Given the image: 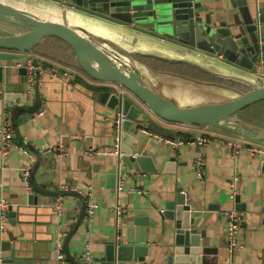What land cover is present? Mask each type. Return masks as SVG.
Masks as SVG:
<instances>
[{
	"label": "crops",
	"instance_id": "1",
	"mask_svg": "<svg viewBox=\"0 0 264 264\" xmlns=\"http://www.w3.org/2000/svg\"><path fill=\"white\" fill-rule=\"evenodd\" d=\"M2 1L42 19L66 20L81 25L92 35L108 40L128 54V59H131L146 84L181 106L223 101L244 92L235 87L232 89L231 85L222 83L224 81L241 84L249 89L253 85L264 84V58L260 64L249 69L179 41H159V37L131 24L72 2L62 8L53 0ZM201 1L204 12H210L213 18L225 16L227 1ZM258 3L264 6V0H258ZM2 21L0 19V33L18 31L16 25ZM59 44L54 38L48 37L29 51L0 49V64L4 65L3 81H0V129L5 110H9L13 124L11 113L15 104L6 100V92L27 91L26 73L14 65L17 60L32 55L45 63L62 65L71 73L69 80L44 77L35 92L27 95L29 105L40 98L43 115L36 114L39 110L22 112L17 128L13 124L16 138L30 148L32 156L25 154L19 147L13 148L5 157L0 150V196L6 197L14 208L23 205L29 209V213L23 215V226H14L7 218L6 229L0 240L24 242L26 247L34 245L37 255L35 264H54L53 240L57 231L64 229L69 236V250L77 261L80 262V254L90 244L93 263L107 264L99 259L100 251L103 250L104 241L118 230L120 220L117 208H122L129 217H149L150 249L145 262L132 260L119 264H170L167 256L171 250L173 222L162 220L158 211L164 210L165 202L174 199L177 189L181 188L193 210L202 212L196 223L198 231L206 232L201 244L206 250L207 264H264L262 158L251 154L246 147L235 158L225 142L213 141L203 149L191 142L201 132L262 147L264 139H246L236 135L234 129L221 126L197 127L167 121L126 91L125 96L147 113V119L138 128L137 137L141 140L139 143L143 150L158 159L159 170L138 172L130 169L121 160L122 154L104 153L113 148L118 111L110 109L101 101V92L120 87L91 78L75 64L67 62L66 55L57 57L59 55L55 49L59 48ZM47 51L53 55H48ZM68 55L73 57L74 52H68ZM162 56L175 61L164 60L160 58ZM185 65L193 66L203 79L193 76L192 70L188 74ZM178 67L183 71L174 70ZM149 123L168 132V135L163 136L184 138L186 142L173 146L160 141L152 135L156 132L145 127ZM255 126L264 129L263 124ZM142 128H146L147 132L142 131ZM119 132L122 147V131ZM61 145L62 151L56 148ZM49 148L53 149L48 151ZM91 150L99 152L91 154ZM200 156L205 162L201 170L202 178L197 168ZM172 157L175 158L173 164L168 165ZM37 162L39 167L35 178L47 188L58 190L61 184H68L70 188L66 192L76 191L83 194L85 199V195L91 192L98 204L93 220L87 223L85 215L80 221L82 207H77L79 198L74 194L64 193L62 214H55L51 208L50 204L56 197L38 194V204H29L28 195L35 190L27 188L21 177V169L29 164L33 168ZM235 178L236 194L240 195L245 210H238L243 214V228L238 235L239 246L231 251L225 236L226 218L222 212L236 209V202L231 196ZM120 179L124 182V191L118 190ZM59 263L74 264L67 257Z\"/></svg>",
	"mask_w": 264,
	"mask_h": 264
},
{
	"label": "water",
	"instance_id": "2",
	"mask_svg": "<svg viewBox=\"0 0 264 264\" xmlns=\"http://www.w3.org/2000/svg\"><path fill=\"white\" fill-rule=\"evenodd\" d=\"M69 1L131 24L150 35L159 37V41H179L190 47L217 54L231 63L249 69L260 64L264 58V6L259 5L258 0H224L228 3L226 14L215 18L210 12H204L201 0ZM0 19L18 28L16 32L0 33L1 50L25 52L45 38L58 37L72 47L81 68L88 76L126 89L144 103L151 112L167 121L197 127L221 126L234 129L236 135L246 139H264V129L257 128L238 116L246 107L264 100V84L253 85L248 91L231 99L181 106L146 84L131 59H128V54L108 40L92 35L81 25L72 24L66 20L42 19L2 0H0ZM160 58L175 61L163 56ZM20 69L26 73L25 68ZM3 72L4 65L0 64V81H3ZM5 96L8 102L15 104L12 122L16 128L22 112H37L41 108L40 98L29 105L28 96L24 92L7 91ZM101 101L110 109L126 114L120 126L124 141L121 147L123 163L138 172H157L158 159L143 150L142 144L139 143L141 140L137 137L138 128L141 122L147 119V113L116 90L102 91ZM145 127L157 134L168 135V132L153 124H146ZM174 159V157L170 158L168 165H172ZM262 164L264 166V157ZM38 167L39 162L31 170L30 182L35 192L28 195L29 204L34 206L39 202L38 194L50 197H57L60 194L58 190L49 189L44 183L36 180L35 173ZM64 193L74 194L79 198L76 204L77 207H82L81 221L86 215L83 194L76 191ZM235 202L237 210H245L239 194L235 196ZM165 203V209L158 212L162 220L168 219L173 222L171 250L167 256L169 263L207 264L206 250L201 244V239L206 237V232L198 231L196 223L197 218L202 216V212L193 210L192 204L187 202V196L181 188L177 189L174 199H169ZM27 213H29L28 207L20 205L14 208L11 204L8 221L14 226L16 224L23 226L25 221L23 215ZM54 213L56 214L57 211L54 210ZM262 213L261 223L264 225V208ZM119 220L118 230L104 241L99 259L107 264H119L132 260L145 262L150 249L148 245V228L151 225L149 217H129L123 214ZM68 240L69 236L65 240L66 257L74 264H81L72 256ZM26 246L24 242L16 243L11 239H1L0 264H35L36 247Z\"/></svg>",
	"mask_w": 264,
	"mask_h": 264
},
{
	"label": "built area",
	"instance_id": "3",
	"mask_svg": "<svg viewBox=\"0 0 264 264\" xmlns=\"http://www.w3.org/2000/svg\"><path fill=\"white\" fill-rule=\"evenodd\" d=\"M59 3L61 6H67L70 2L69 0H53ZM15 66L19 68H25L26 70V82H27V95H32L33 92H35L36 87L41 83V80L44 77H58L61 79H68L70 78V71L63 67L62 65L55 64V63H45L41 61L36 56H28L25 59L17 60L14 64ZM116 91L120 94L125 96V93L128 91L123 88H117ZM127 91V92H126ZM44 110H39L36 114L37 115H43ZM126 114L118 111L117 118H116V130L114 133V141H113V148L108 149L104 151L105 154L112 155L117 154L121 155V140H120V126L121 123L125 120ZM142 131L147 132L146 128H142ZM156 138H158L160 141L164 143H169L173 146H179L186 142V139L184 138H176L172 139L167 136L159 135V134H152ZM213 141L218 142H225L229 149L231 154L236 158L239 156L240 152L243 148H247L249 152L253 155H257L261 158L264 157V147L258 146V145H245L242 141L237 139H231L227 137H217V136H211L206 135V133H198L191 142L195 143L200 149H203L205 146L210 144ZM0 150L2 153V156L5 157L8 155L13 148L19 147L25 154L28 156H32L30 148L23 144L22 141H19L16 138L15 135V128L13 127L11 123V119L9 116V110H5L3 115V126L0 129ZM54 148V147H53ZM53 148H49L48 151L52 150ZM60 151L63 150V146L56 147ZM99 150H91V154L98 153ZM204 159L202 156H200L197 159V168H198V175L202 178V172L204 165ZM31 170L32 166L26 165L21 169V177L23 181L26 183L27 188L30 190L32 189V185L30 182L31 178ZM237 182V178L234 179L233 186H232V198L235 200V196L237 195V191L235 188ZM119 191H124L125 186L123 180L120 179V182L117 185ZM70 186L68 184H61L58 188V191L60 194L56 197V200L53 201L50 205L54 210L57 211L58 214H62L64 212V208L62 205V200L64 197V192L69 190ZM86 199V219L88 220L87 223H89L91 220H93L96 209L98 207V204L93 199V196L91 192H88L85 195ZM11 203L10 201L4 197L0 196V236L6 229V223L8 218V211ZM124 209L117 208V217L118 219L121 218V216L124 214ZM223 216L226 218L225 223V236L226 240L228 242L229 248L231 251L236 249L239 246L238 243V235L241 229L243 228V214L242 212L238 211L237 209H229L224 212H222ZM68 236V232L64 229H60L57 231V235L54 237L53 243H54V254H55V263L54 264H60L62 260L66 258L65 254V240ZM79 260L81 264H94V256L91 252L90 244H87L82 251V253L79 256Z\"/></svg>",
	"mask_w": 264,
	"mask_h": 264
},
{
	"label": "trees",
	"instance_id": "4",
	"mask_svg": "<svg viewBox=\"0 0 264 264\" xmlns=\"http://www.w3.org/2000/svg\"><path fill=\"white\" fill-rule=\"evenodd\" d=\"M52 38H54L55 40H57L58 42H60V44H59L60 46H58L59 48H56L55 49L58 52V55H59L57 57H60L62 54L63 55H66L65 57H68V59H66L67 62H71L72 64H75L79 69H81L84 72V70L81 68V66L79 64L78 58L76 57L75 53H74V56L73 57H70L68 55V52L73 51L72 47L67 42H65L64 40H62V39H60L58 37H52ZM36 50H39L40 51L41 49L40 48H37ZM46 53L48 55H51V56L53 55V53H51V51H47ZM185 66L187 68L186 71H187L188 74H190V71L189 70H192V75L193 76H197V77L203 79V77L199 74V72L195 68H193V66H190V65L189 66L188 65H185ZM181 67H183V66H181ZM181 67L174 68V70L177 69L179 71H183L181 69ZM216 80H218V79H216ZM218 81H221V80H218ZM222 83H225L227 85H231L232 87H235V88H238V89H241L244 92H246V91L249 90V88H247V87H245V86H243L241 84H237V83H233V82H228V81H224ZM9 116H10V112H9ZM11 117H12V113H11Z\"/></svg>",
	"mask_w": 264,
	"mask_h": 264
},
{
	"label": "rangeland",
	"instance_id": "5",
	"mask_svg": "<svg viewBox=\"0 0 264 264\" xmlns=\"http://www.w3.org/2000/svg\"><path fill=\"white\" fill-rule=\"evenodd\" d=\"M232 89L234 88L232 87ZM238 116L244 118L247 120L246 122L250 124L264 125V100L258 101L246 107L244 110H242L241 115ZM245 116L247 117L245 118Z\"/></svg>",
	"mask_w": 264,
	"mask_h": 264
}]
</instances>
